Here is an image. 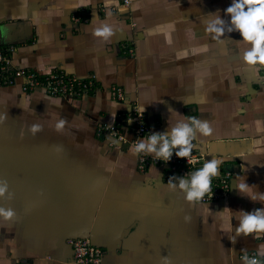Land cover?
<instances>
[{"label":"crops","instance_id":"1","mask_svg":"<svg viewBox=\"0 0 264 264\" xmlns=\"http://www.w3.org/2000/svg\"><path fill=\"white\" fill-rule=\"evenodd\" d=\"M123 1L0 0V45L15 47L16 67L93 75L99 84L66 98L0 83V209L13 212H0V264H81L70 242L78 238L102 247L104 264H163V256L172 264H243L245 251L264 245V233L229 238L241 210L264 207L233 183L246 176L264 192V64L246 65L251 45L238 31L225 32L223 43L205 31L208 13L227 20L232 0ZM84 10L89 21L75 23ZM105 25L109 36L94 34ZM134 107L151 132L189 116L208 121L212 134L198 132L193 150L223 159L220 172H233L230 196L186 201L168 187L165 168L140 169L131 142L97 135L98 123ZM225 207L231 232L221 230Z\"/></svg>","mask_w":264,"mask_h":264},{"label":"clouds","instance_id":"2","mask_svg":"<svg viewBox=\"0 0 264 264\" xmlns=\"http://www.w3.org/2000/svg\"><path fill=\"white\" fill-rule=\"evenodd\" d=\"M228 19L226 20L217 10L214 13H208L209 18L205 20V31L213 33V39L218 43L224 41L225 32L231 33L238 31L242 41L251 46L243 51V61L247 66L264 64V0H232L224 10ZM112 29L105 25L102 28L95 29V35L109 36ZM207 47V45H205ZM172 111V109H169ZM189 122H178L174 127L168 128L165 132H151L145 139H139L130 148L129 152L136 155L141 152L154 154L159 160L169 161L175 152L180 158H187L188 163H192L195 157L192 156L193 149L197 145L193 144L197 133L204 136L212 134L213 129L209 122L200 120L195 116L188 117ZM63 123V122H61ZM131 123V120L129 121ZM39 128L33 125L31 131L35 133ZM223 159L212 156V159L203 163V166L197 168L191 173L190 178L182 177L169 178L168 187L171 189L179 188L184 192V199L189 202L202 200L206 194L211 193L212 178L219 175L220 165ZM178 179V184L175 182ZM234 186L241 195L251 198L253 201L264 200V192L255 191L253 185L247 182L246 176L237 175L234 180ZM232 183V187H233ZM257 188V186L255 185ZM7 189V184L0 186V194ZM243 215L239 218L238 225L235 226V236H230L231 240L236 239L241 234L249 236L256 234L259 236L264 233V207L256 208L252 211H243ZM0 212L6 217H11L13 212L11 209ZM221 230L231 232L232 223L229 208L225 207L222 211ZM189 217H185L188 220ZM259 257H264V245H260L257 249V255L249 257L244 252L243 264H262ZM163 264H172L171 258L163 256Z\"/></svg>","mask_w":264,"mask_h":264},{"label":"built area","instance_id":"3","mask_svg":"<svg viewBox=\"0 0 264 264\" xmlns=\"http://www.w3.org/2000/svg\"><path fill=\"white\" fill-rule=\"evenodd\" d=\"M125 5H130L131 0H124ZM91 12L88 10L81 11L73 15L75 23L87 22L90 19ZM126 48V47H125ZM13 45H0V83L2 85L20 84L24 92H34L43 90L48 95L56 97L78 98L85 94L95 93L99 89L96 78L92 75L89 77H79L63 70L55 69L46 74H40L29 68L16 67L12 62ZM130 53H134V48H128ZM114 97L124 100L122 88H114ZM114 90V91H115ZM131 120V123L129 121ZM147 114L138 107H134L129 113L119 116V119L113 122L98 123L96 126L97 135L106 139H111L113 143L131 142L133 145L139 139H145L151 134L150 127L147 123ZM131 133L133 138L130 140L127 133ZM192 156L195 160L188 163L187 158H180L173 153L169 161L159 160L146 152L139 155V167L146 170L150 165L156 164L165 168V176L190 178L192 172L203 166L206 162L204 155L193 150ZM233 172L224 170L219 175L212 178L211 193L198 202H212L227 199L230 196L232 187ZM73 247V259L81 264H104L105 250L93 244L89 239L78 238L71 239ZM252 253L249 257L256 256ZM264 264V257H259Z\"/></svg>","mask_w":264,"mask_h":264}]
</instances>
